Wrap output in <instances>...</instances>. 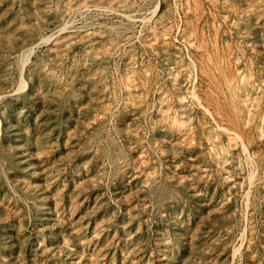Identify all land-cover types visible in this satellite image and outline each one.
Instances as JSON below:
<instances>
[{
	"label": "rangeland",
	"instance_id": "rangeland-1",
	"mask_svg": "<svg viewBox=\"0 0 264 264\" xmlns=\"http://www.w3.org/2000/svg\"><path fill=\"white\" fill-rule=\"evenodd\" d=\"M0 264H264V0H0Z\"/></svg>",
	"mask_w": 264,
	"mask_h": 264
},
{
	"label": "water",
	"instance_id": "water-1",
	"mask_svg": "<svg viewBox=\"0 0 264 264\" xmlns=\"http://www.w3.org/2000/svg\"><path fill=\"white\" fill-rule=\"evenodd\" d=\"M16 91H17V89L15 91H13L11 94L3 95L2 97H0V99L3 98V97H6V96L13 95Z\"/></svg>",
	"mask_w": 264,
	"mask_h": 264
}]
</instances>
